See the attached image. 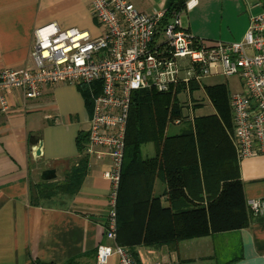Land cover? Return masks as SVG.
I'll list each match as a JSON object with an SVG mask.
<instances>
[{"label": "crops", "instance_id": "obj_1", "mask_svg": "<svg viewBox=\"0 0 264 264\" xmlns=\"http://www.w3.org/2000/svg\"><path fill=\"white\" fill-rule=\"evenodd\" d=\"M128 1L138 11H165L167 4V0ZM91 2L0 0V70L31 69L33 33L45 25L99 36L102 29L91 14ZM262 9L264 0H185L181 25L195 38L231 42L246 33L250 16ZM78 87H44L36 100H25L21 91L11 90L6 94L8 109L0 107V264H66L74 258L77 264H94L96 249L105 242L103 223L110 192V183L103 177L110 169L107 160L87 158L76 195L30 205V186L45 182L40 178L44 171L55 173L54 180L46 182L60 183L78 159L75 140L79 132L87 133L91 117ZM152 155L153 149L147 157ZM238 166L245 201L264 199V155L238 160ZM165 189L157 181L154 196L165 200ZM185 243L187 256L181 259L179 246ZM181 245L171 253L166 248H137L136 262L175 259L218 264L223 258L222 264H264V218L252 216L245 229Z\"/></svg>", "mask_w": 264, "mask_h": 264}, {"label": "built area", "instance_id": "obj_2", "mask_svg": "<svg viewBox=\"0 0 264 264\" xmlns=\"http://www.w3.org/2000/svg\"><path fill=\"white\" fill-rule=\"evenodd\" d=\"M90 10L102 29L97 37L55 24L34 31L33 67L0 70V107L8 109L11 90L36 100L44 87L87 89L92 113L83 154L110 163L103 173L110 183L105 242L96 249L94 264H144L116 244L117 188L131 95L175 91L179 85L187 91L191 82L201 87L205 78L237 76L241 90L229 95L236 158L264 155V9L251 15L246 33L231 42L193 37L182 27L180 13L159 29L165 11H138L128 0H92ZM246 205L253 217L264 218V199L247 200Z\"/></svg>", "mask_w": 264, "mask_h": 264}, {"label": "trees", "instance_id": "obj_3", "mask_svg": "<svg viewBox=\"0 0 264 264\" xmlns=\"http://www.w3.org/2000/svg\"><path fill=\"white\" fill-rule=\"evenodd\" d=\"M184 9L185 0H167L159 29ZM78 89L91 115V97L86 89ZM195 94H203L211 113L194 115ZM191 102L193 106L188 105ZM175 121L182 128L167 136L166 128ZM232 134L229 93L223 85L201 88L191 82L187 91L179 85L169 92H133L117 188L116 244L136 260L140 247L171 253L182 242L247 228L252 216L243 196ZM86 138L87 133H78V159L62 182L30 186V205L77 194L87 171ZM147 144L153 155L143 158L141 148ZM157 181L166 186L165 200L153 194ZM76 259L66 264H77Z\"/></svg>", "mask_w": 264, "mask_h": 264}, {"label": "rangeland", "instance_id": "obj_4", "mask_svg": "<svg viewBox=\"0 0 264 264\" xmlns=\"http://www.w3.org/2000/svg\"><path fill=\"white\" fill-rule=\"evenodd\" d=\"M180 18H181V22L182 21L184 22V20H185L184 13L180 14ZM247 53L249 54V51H247ZM218 85L225 86L229 95H234L235 93H237L241 90V84H240V81H239L237 76H232V77L219 76V77H214V78H205V79L201 80V88L209 87V86H218ZM200 93H201V91H200ZM203 97H204L203 94H197L195 96L196 101L194 103L198 105V108L194 111L195 116L205 115V114L211 113L213 111L212 107L210 106V104L208 103V101L206 99L204 102ZM194 103L191 102V103H188V105L193 106ZM181 128L182 127L180 125L170 124L166 128L165 134L167 136L175 135L180 131ZM141 153H142V157L146 158L147 156H149V154H152V146L150 144L143 146L141 148ZM180 245H181V243H180ZM186 245H188V244L185 243V244H182L181 246H179V247H181L180 248V258L181 259L187 256L186 255L187 254L186 248H185ZM217 261H218V264H222L224 261H226V259L219 258ZM167 264H188V263L176 261L174 259L173 261H171ZM196 264H199V263H196Z\"/></svg>", "mask_w": 264, "mask_h": 264}, {"label": "water", "instance_id": "obj_5", "mask_svg": "<svg viewBox=\"0 0 264 264\" xmlns=\"http://www.w3.org/2000/svg\"><path fill=\"white\" fill-rule=\"evenodd\" d=\"M40 154V151L39 150H37L36 151V155H39ZM41 180L42 181H52V180H54V178H55V173H54V171H44L42 174H41Z\"/></svg>", "mask_w": 264, "mask_h": 264}]
</instances>
